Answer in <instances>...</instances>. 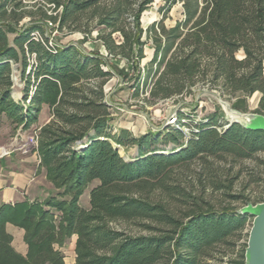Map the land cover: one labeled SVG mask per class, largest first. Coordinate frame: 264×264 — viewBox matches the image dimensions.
<instances>
[{
  "label": "trees",
  "instance_id": "obj_1",
  "mask_svg": "<svg viewBox=\"0 0 264 264\" xmlns=\"http://www.w3.org/2000/svg\"><path fill=\"white\" fill-rule=\"evenodd\" d=\"M153 1L0 0V116L26 129L48 107L37 151L55 189L42 201L0 199V264H246L252 216L241 209L250 201L232 191L240 171L231 166L264 153V130L225 120L217 106L197 121L178 109L176 123L157 136L116 133L104 86L116 71L109 58L121 59L120 71L136 69L133 96L146 93L144 105L209 82L229 95L258 92L253 113L264 116V0H167L166 10L182 3V18L167 27L162 16L143 29ZM48 25L80 31L84 40L95 30L106 54L52 44ZM148 43L152 57L141 69ZM16 72L21 99L12 94ZM132 146L134 154H120ZM220 160L230 165L220 170ZM209 189L241 208L212 203ZM8 223L24 230V255L11 244ZM73 235L75 259L65 263L54 245Z\"/></svg>",
  "mask_w": 264,
  "mask_h": 264
},
{
  "label": "rangeland",
  "instance_id": "obj_2",
  "mask_svg": "<svg viewBox=\"0 0 264 264\" xmlns=\"http://www.w3.org/2000/svg\"><path fill=\"white\" fill-rule=\"evenodd\" d=\"M37 1L38 0H24V2L29 5ZM166 1L167 0H154L142 13L141 26L143 29L153 22L159 21L162 16H164L163 22L167 27L173 26L178 19L182 18V3L176 1L168 8V10H166L168 4ZM27 21L28 18H24L20 21V25L27 23ZM47 27L49 29L46 33L51 36L52 39L50 40H52V44L54 42L59 45L74 44L82 48L85 52H105L101 42L93 38L96 34L95 30H93L90 36L86 37L87 40H84L83 34L80 31H58L55 30V28L50 29V25ZM34 35V37H39L37 33ZM152 49L153 47L150 43L145 45L144 58L139 64L141 69L150 60L149 56L153 53ZM109 63L115 65L114 67H116V71H113L114 75L106 82L104 91L113 117L112 130L116 133H118L120 129L125 128L130 135L139 136L146 133V131L143 130L148 128L149 131L151 130L153 136H157L159 133L158 129L164 126L166 120L175 115L178 109L186 114L192 115V119L197 121L213 111L214 107L219 106L224 114V119L229 121V118L226 117L224 111V104L228 105L233 111L250 114L253 113V110L257 107L260 96L258 92L253 93L251 96H247L240 92L229 95L228 93H221L220 90L211 86L209 82H197V84L192 87L191 92H188L183 96H179L175 99L159 101L154 106H147L144 105L143 100L146 93L142 94L143 97L141 96L137 98L133 96L136 81L135 77L137 74L136 69L120 71L121 68L123 69L126 67L124 60L121 59L109 58ZM125 72L128 73L126 76L123 74ZM147 83L148 82L146 81L143 84L144 88L148 87ZM23 88L24 81L21 80L18 72H16V74L14 73L12 94L15 99L22 98ZM49 119V111L46 105H44L41 112H39L36 123L26 129L12 124L5 118V116H0V163L4 162L2 163L3 166H7L10 169L20 168L27 164L31 166L34 176L37 178V183H39L38 189L35 190V193L32 192L29 195V199L31 200L36 198V200L42 201L48 196V194L55 192L52 183L47 177L46 170L39 164L37 151L39 128ZM220 121L222 122V120ZM158 145L165 144L164 142H159ZM128 151L129 154H134L135 148L133 146L129 149L119 147L120 154L124 156L128 154ZM229 165L230 162L224 160L215 163V166L219 167L220 170ZM191 167V169L196 171L199 165L194 164ZM231 167L233 172L240 171L239 178L234 182L232 191H244L243 195L247 196L250 201L247 205L258 204L256 203L258 198L260 195H264V188L262 186V183L264 182V153H259L252 158L234 162ZM193 170L191 172H193ZM190 174L193 175L192 173ZM94 185H96L95 182L89 184L87 190L80 197L79 202L81 206H88V189ZM204 196L216 205L218 203H230L237 208H241L242 206L241 202L229 200L228 198H225L221 192H211L210 189L204 193ZM247 205H244L242 208ZM173 209L177 212L180 207H173ZM55 214H57V212ZM251 221L252 217H250V223L247 224L248 231L251 227ZM12 226L17 228V231L22 230L24 232L22 228L15 225ZM113 226L118 228L121 227V225L118 224H113ZM17 231L13 230L12 233H10L12 235L11 244L16 251L24 255L27 251V246L23 241L21 235L22 232ZM75 240L76 236L73 235L66 238L61 246L54 245V247L61 252L65 263H71L75 259Z\"/></svg>",
  "mask_w": 264,
  "mask_h": 264
},
{
  "label": "water",
  "instance_id": "obj_3",
  "mask_svg": "<svg viewBox=\"0 0 264 264\" xmlns=\"http://www.w3.org/2000/svg\"><path fill=\"white\" fill-rule=\"evenodd\" d=\"M224 105V111L229 121L237 122L247 128L264 130L263 115L239 113L230 109L228 105ZM248 118L252 120L248 121ZM241 213H248L252 216L246 242V264H264V199L258 204L245 206L241 209Z\"/></svg>",
  "mask_w": 264,
  "mask_h": 264
},
{
  "label": "crops",
  "instance_id": "obj_4",
  "mask_svg": "<svg viewBox=\"0 0 264 264\" xmlns=\"http://www.w3.org/2000/svg\"><path fill=\"white\" fill-rule=\"evenodd\" d=\"M100 53L105 54L104 51H100ZM149 57H152V53ZM143 131L147 132L149 130L148 128H145ZM2 163L4 162L0 163V199L2 201H19L24 197H29L32 192L35 193V190L38 189L39 183H37V178L34 176L31 166L27 164L20 168L10 169L7 166H3ZM6 226L9 233H12L13 230L17 231V228L12 226V224H7ZM17 232L24 233L22 230ZM22 233L21 235L23 237Z\"/></svg>",
  "mask_w": 264,
  "mask_h": 264
},
{
  "label": "built area",
  "instance_id": "obj_5",
  "mask_svg": "<svg viewBox=\"0 0 264 264\" xmlns=\"http://www.w3.org/2000/svg\"><path fill=\"white\" fill-rule=\"evenodd\" d=\"M35 36V35H34ZM40 37V36H39ZM39 37H35L36 39L39 38ZM176 123V115H173L172 117H169L166 122L164 123V126L165 125H173Z\"/></svg>",
  "mask_w": 264,
  "mask_h": 264
},
{
  "label": "bare ground",
  "instance_id": "obj_6",
  "mask_svg": "<svg viewBox=\"0 0 264 264\" xmlns=\"http://www.w3.org/2000/svg\"><path fill=\"white\" fill-rule=\"evenodd\" d=\"M252 119L248 118V121H251Z\"/></svg>",
  "mask_w": 264,
  "mask_h": 264
}]
</instances>
